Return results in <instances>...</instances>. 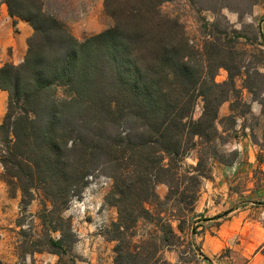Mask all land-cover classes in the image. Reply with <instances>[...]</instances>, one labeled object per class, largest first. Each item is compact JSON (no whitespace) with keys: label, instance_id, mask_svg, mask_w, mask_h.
Segmentation results:
<instances>
[{"label":"trees","instance_id":"trees-1","mask_svg":"<svg viewBox=\"0 0 264 264\" xmlns=\"http://www.w3.org/2000/svg\"><path fill=\"white\" fill-rule=\"evenodd\" d=\"M165 1L104 0L111 24L80 39L44 0H5L33 32L23 60L0 66L8 93L2 178L11 192L40 186L63 209L102 170L112 180L106 201L118 212L108 228L113 264L165 261L163 249L194 213L207 159H220L219 108L243 99L229 51L210 40L200 52L183 24L162 11ZM220 67L226 80H216ZM249 77L243 87L253 91ZM198 98L203 107L195 118ZM192 150L195 164L185 160ZM159 184L168 188L164 197ZM41 244L68 264L63 237L47 234Z\"/></svg>","mask_w":264,"mask_h":264},{"label":"rangeland","instance_id":"rangeland-1","mask_svg":"<svg viewBox=\"0 0 264 264\" xmlns=\"http://www.w3.org/2000/svg\"><path fill=\"white\" fill-rule=\"evenodd\" d=\"M103 1L44 0V8L73 32L98 6L105 15L102 23L111 24ZM161 9L183 24L200 52L210 40L225 46L226 60L239 72L236 84L243 98L233 97L219 108L221 161L207 159L210 171L202 179L194 213L174 244L163 249L161 264H210L205 255L213 264H264V0H168ZM247 74L253 91L243 87ZM227 78L228 70L220 67L216 80ZM57 96H62V87ZM7 107L8 98L0 107V123ZM202 107L198 98L195 118ZM185 160L195 164L197 151ZM3 170L0 161V264H63L41 244L47 234L65 239L68 264L72 259L75 264L114 263L115 241L108 239V228L118 212L106 201L112 187L108 175L96 170L84 189L59 209L40 186H32L31 194L19 187L11 192ZM156 189L161 197L168 190L165 184Z\"/></svg>","mask_w":264,"mask_h":264},{"label":"crops","instance_id":"crops-1","mask_svg":"<svg viewBox=\"0 0 264 264\" xmlns=\"http://www.w3.org/2000/svg\"><path fill=\"white\" fill-rule=\"evenodd\" d=\"M103 18V8L98 6L95 12L91 11L82 22L74 26L72 33L80 39L98 33L107 27L101 21ZM32 32L30 23L10 15L5 0H0V66L7 61L19 63L23 60L28 48L27 40ZM7 98V91L0 88V107Z\"/></svg>","mask_w":264,"mask_h":264},{"label":"water","instance_id":"water-1","mask_svg":"<svg viewBox=\"0 0 264 264\" xmlns=\"http://www.w3.org/2000/svg\"><path fill=\"white\" fill-rule=\"evenodd\" d=\"M261 26H262V22L260 23V30H261V33L263 34L262 29H261Z\"/></svg>","mask_w":264,"mask_h":264}]
</instances>
